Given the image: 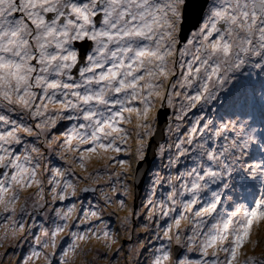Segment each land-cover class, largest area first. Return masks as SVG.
Returning a JSON list of instances; mask_svg holds the SVG:
<instances>
[{
  "label": "snow or ice",
  "instance_id": "obj_1",
  "mask_svg": "<svg viewBox=\"0 0 264 264\" xmlns=\"http://www.w3.org/2000/svg\"><path fill=\"white\" fill-rule=\"evenodd\" d=\"M0 264H264V0H0Z\"/></svg>",
  "mask_w": 264,
  "mask_h": 264
}]
</instances>
